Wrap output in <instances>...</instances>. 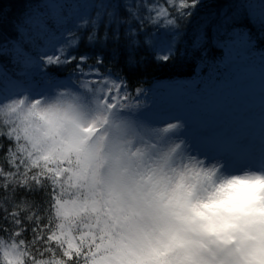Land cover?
Masks as SVG:
<instances>
[{
    "label": "clouds",
    "instance_id": "9594fccd",
    "mask_svg": "<svg viewBox=\"0 0 264 264\" xmlns=\"http://www.w3.org/2000/svg\"><path fill=\"white\" fill-rule=\"evenodd\" d=\"M74 83L6 101L0 119L27 165L60 174L53 219L89 249L84 264H264V171L225 173L166 139L179 122L146 130L122 115L143 105L109 101L118 84Z\"/></svg>",
    "mask_w": 264,
    "mask_h": 264
},
{
    "label": "trees",
    "instance_id": "16d2710c",
    "mask_svg": "<svg viewBox=\"0 0 264 264\" xmlns=\"http://www.w3.org/2000/svg\"><path fill=\"white\" fill-rule=\"evenodd\" d=\"M184 3L190 6L181 9ZM52 49L59 63L33 61ZM81 57L85 69H98L132 104L143 105L128 111L169 97L224 109L238 92L227 65L234 60L249 71L264 65V0H0V95L5 84L22 92L19 81L94 79L76 72ZM7 100L3 95L0 105ZM0 126L6 133L2 119ZM10 146L14 141L0 138V148ZM0 166L9 168L4 151Z\"/></svg>",
    "mask_w": 264,
    "mask_h": 264
},
{
    "label": "rangeland",
    "instance_id": "374dc122",
    "mask_svg": "<svg viewBox=\"0 0 264 264\" xmlns=\"http://www.w3.org/2000/svg\"><path fill=\"white\" fill-rule=\"evenodd\" d=\"M53 51L54 49L39 52L33 61L38 63L47 60L54 56ZM227 68V73L230 74L227 79L238 90L237 93H232L234 99L228 102L227 108L211 112L202 105L189 107L186 102L169 97L171 101L155 100L140 110V113L136 110H125L122 115L146 130L179 122V128L166 139L182 140L183 151L203 158L206 163L221 164L225 173L231 174L245 169L261 171L259 166L264 165V65L260 64L255 71H249L251 67L236 64L233 60ZM33 72L32 75H38L39 71ZM22 76V73L17 74L19 78ZM74 82L62 79L53 83L42 81L23 86V82L19 81L15 87L21 88L22 92L15 95L16 88L5 84L3 95L8 94L7 101L23 95L34 99L51 95L56 88H76ZM175 92L172 89L169 95ZM120 93L124 96L122 91Z\"/></svg>",
    "mask_w": 264,
    "mask_h": 264
},
{
    "label": "snow or ice",
    "instance_id": "6c2138e0",
    "mask_svg": "<svg viewBox=\"0 0 264 264\" xmlns=\"http://www.w3.org/2000/svg\"><path fill=\"white\" fill-rule=\"evenodd\" d=\"M189 6L184 3L180 8ZM46 62L59 63L60 57H48ZM84 63L85 58H79L76 72L81 76L91 72L95 78L80 80L108 84L110 80H106L98 69H85ZM118 85L116 92L108 94L109 101L113 95L119 98L121 85ZM6 125L8 130L6 133L0 130V138L6 137L10 144L14 141V147L0 148L6 153L9 165L7 170L0 166V200L6 205L0 208V252L4 253L9 264H14L18 250L26 253V264H84L89 249L80 247L75 238L69 242L58 233V225L53 219L58 192L53 179L60 178V174L51 168H41L39 164L27 165L21 152L17 151L19 143L18 139H13L12 122L8 121ZM5 231L8 239L3 236ZM29 232L31 238L24 239Z\"/></svg>",
    "mask_w": 264,
    "mask_h": 264
},
{
    "label": "bare ground",
    "instance_id": "6f19581e",
    "mask_svg": "<svg viewBox=\"0 0 264 264\" xmlns=\"http://www.w3.org/2000/svg\"><path fill=\"white\" fill-rule=\"evenodd\" d=\"M221 149H224V148L221 147Z\"/></svg>",
    "mask_w": 264,
    "mask_h": 264
}]
</instances>
